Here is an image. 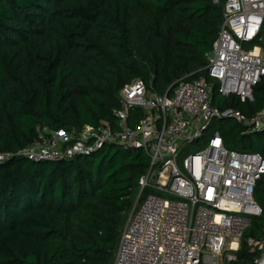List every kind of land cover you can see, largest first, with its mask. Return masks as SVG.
Masks as SVG:
<instances>
[{"label": "trees", "instance_id": "obj_1", "mask_svg": "<svg viewBox=\"0 0 264 264\" xmlns=\"http://www.w3.org/2000/svg\"><path fill=\"white\" fill-rule=\"evenodd\" d=\"M227 1L0 0V154L13 155L0 162V264H115L149 157L118 145L70 161L17 155L43 128L115 125L119 93L137 79L163 97L206 77ZM253 96L213 105L257 115L264 77ZM142 116L134 110L130 124ZM219 133L228 150L264 158V130L236 123ZM255 196L263 214L236 264L254 257L246 239L263 234L264 183Z\"/></svg>", "mask_w": 264, "mask_h": 264}, {"label": "built area", "instance_id": "obj_2", "mask_svg": "<svg viewBox=\"0 0 264 264\" xmlns=\"http://www.w3.org/2000/svg\"><path fill=\"white\" fill-rule=\"evenodd\" d=\"M263 31L264 0H228L219 36L205 56L206 77L180 81L171 96L163 97L137 79L119 93L115 125L86 126L80 132L43 128L39 139L17 155L33 162L70 161L118 145L149 157L115 264L238 263L246 233L263 214L255 195L264 183V158L228 150L219 132L204 150L181 163L180 158L216 119L264 130V109L248 117L213 105L215 91L254 101L253 89L264 77ZM134 110L143 116L131 125ZM11 158L0 154L1 163ZM245 242L254 255L248 264H264V230L262 237Z\"/></svg>", "mask_w": 264, "mask_h": 264}, {"label": "rangeland", "instance_id": "obj_3", "mask_svg": "<svg viewBox=\"0 0 264 264\" xmlns=\"http://www.w3.org/2000/svg\"><path fill=\"white\" fill-rule=\"evenodd\" d=\"M262 39L264 41V31L262 34ZM216 93H218V92L215 91V93H214V102H219V100L221 101V100L225 99L220 95L218 98L215 99ZM233 124H236V122L233 120H226V121H220L218 119L214 120L212 122L210 129L205 133L203 139H201L200 141L195 142L194 144H191V145L186 147V149L184 150L183 156L180 158V163L182 162L184 156L189 155V154H195V153H198V152H201L202 150H204L207 147L208 142H209L210 138L212 137V135L215 132H219L223 126H230ZM149 193H150V191H149Z\"/></svg>", "mask_w": 264, "mask_h": 264}]
</instances>
